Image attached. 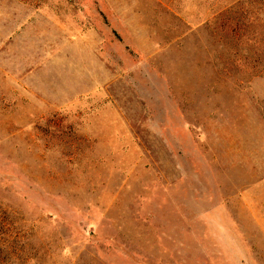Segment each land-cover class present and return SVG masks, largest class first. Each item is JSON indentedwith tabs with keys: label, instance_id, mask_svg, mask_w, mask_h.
<instances>
[{
	"label": "rangeland",
	"instance_id": "1",
	"mask_svg": "<svg viewBox=\"0 0 264 264\" xmlns=\"http://www.w3.org/2000/svg\"><path fill=\"white\" fill-rule=\"evenodd\" d=\"M0 264H264V0H0Z\"/></svg>",
	"mask_w": 264,
	"mask_h": 264
}]
</instances>
